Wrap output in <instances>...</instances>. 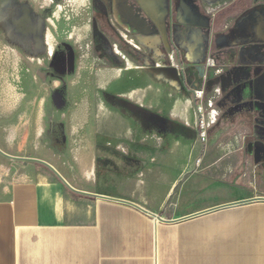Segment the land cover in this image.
<instances>
[{"label":"crops","instance_id":"crops-1","mask_svg":"<svg viewBox=\"0 0 264 264\" xmlns=\"http://www.w3.org/2000/svg\"><path fill=\"white\" fill-rule=\"evenodd\" d=\"M136 1L153 17L150 22L126 0H121L119 14L122 23L132 26L138 38L151 43V57L155 61L145 65L130 57L128 50L121 54L124 50L120 48L123 65L104 63L99 67L97 109L47 110V98L42 103L39 95H29V85L33 83L30 69L29 75L22 78L23 88L28 92L12 93L13 99L21 101L19 107H10L9 88L8 96L2 94L0 149L26 159L10 158L0 152V264H241V254L234 256L232 252L233 228H238L232 222L222 226L194 219L197 217L169 221L190 214L165 216L162 205L151 201L152 184L143 190L138 187L143 185L137 184L138 180L126 177L131 189L123 193L115 186L116 183L121 186L123 180L115 168L122 165L123 152L138 149L133 143L134 127L143 131L146 126L163 125L164 114L170 112L171 106L177 115L171 114L168 123L179 125L183 119L186 99L183 70L186 63L189 66L204 58L211 30L198 25L214 23L216 5L222 0H178L175 21L168 14V0ZM167 16H171V40L166 31ZM62 21L63 28L56 22L55 28H50L54 38L51 50L60 39L74 44L73 36H84L81 30L73 29L72 22ZM91 31L86 28L85 37H92ZM158 34L162 40L173 43L166 52L160 48ZM6 50L13 51L23 64L29 63L25 56L34 58L13 47L3 52ZM164 54H168L170 62L159 58ZM93 62L85 56V67ZM255 77L256 100L264 102V66ZM74 84L82 87L89 82L83 76H70L65 85L60 80L53 82V91L64 90V102L72 101ZM61 125L67 137L65 145L58 137ZM258 130L264 131L256 127L255 131ZM260 150H255V157L261 156ZM131 157L137 159L128 155ZM42 161L52 165L75 189L68 187ZM153 161L151 157L140 162ZM161 161L169 163V158L163 157ZM132 181L135 187L131 186ZM169 190L160 194L162 201ZM111 198L132 201L165 220H157L134 205ZM219 232L230 242L226 240L218 252Z\"/></svg>","mask_w":264,"mask_h":264},{"label":"rangeland","instance_id":"rangeland-1","mask_svg":"<svg viewBox=\"0 0 264 264\" xmlns=\"http://www.w3.org/2000/svg\"><path fill=\"white\" fill-rule=\"evenodd\" d=\"M66 1L62 3L63 11L60 10L54 20L60 28H63L65 22L62 21L61 16L67 12L73 18V29L81 30L80 33L85 35V29L91 28L90 23L94 14L91 0ZM228 2L229 0H222L216 5V19L214 23L211 21L215 30H225L237 14L245 7L253 5L252 0H244L234 12H228L224 10ZM255 6L256 8L253 7L251 12H247L248 14L241 15V31L234 33L231 44L228 43L232 33L217 31L216 39L220 45L208 42L204 58L190 64L203 65L207 69L203 86L204 96L201 100L195 98L194 87L187 82L183 70L186 99L180 124L168 123L171 114L177 115L176 109L171 106L170 112L164 114L166 118L163 119V125L146 126L143 131H137L134 127L133 143H136L138 149L132 153L131 150L126 149L131 154L124 151L122 165L120 168L115 165L116 173L121 172L123 178L121 186L116 183L117 189L121 188L123 193L131 189L127 186L130 181H126V177L138 180L137 184H143L138 187L143 190L152 184L154 195L151 201L153 204L160 203L163 214L169 217L191 214L190 211H200L232 201L264 196V131H255L256 127L264 129V102L256 100L257 78L255 77L264 66V63L256 64L261 58L264 60L263 56H259L264 46V0H259ZM256 12L263 14L262 23L253 20V14ZM166 19V31L171 40V16H167ZM206 26L207 24L203 28L209 29ZM49 27L55 28L54 21L49 22ZM239 27L237 26L238 29ZM53 39L48 32L47 40L51 43ZM72 40L75 46L79 47L80 55L79 67L74 68L75 74L69 76H83L89 82L82 87L74 84V100L64 102V93L54 92L51 83L39 78V69L32 62L33 59L28 58L30 62L23 64L11 50L10 52L0 50V98L2 94L8 96L9 88L10 107H19L21 101L13 99L12 93L21 95L28 92L23 88L22 78L29 75L30 69L29 76L33 79V83L29 85V95H39L42 103L43 99L47 98V110L67 107L80 110L97 109L99 98L96 78L100 65L108 63V60L98 58L100 54L98 37L73 36ZM121 42L124 52L120 53L125 54L126 41ZM86 55L94 61L90 67H85ZM129 55L133 59L143 61L145 65H152L155 61V58L147 59L140 53ZM159 58L167 59L165 62L171 61L168 54L159 55ZM210 58L216 61V64L210 66ZM117 65H123V62H117ZM187 66L188 63L185 64V69ZM63 68L61 64L58 69L63 72ZM234 71H241V75L235 76ZM154 96H156L155 92ZM198 104L203 105V117L208 123L205 138L200 126L203 117L198 112ZM60 127L58 137L61 144L65 145L67 137L63 133V126ZM127 131L130 135L129 129ZM123 141H125L124 137ZM255 149L262 152L261 156L255 157ZM128 155H133L137 159L128 158ZM146 157H153L154 163H141L140 161L147 159ZM163 157L169 158V163L163 164L161 161ZM134 161L139 162L134 163ZM131 183V186L135 187V181ZM168 188H170L169 194L162 201L163 196L160 194H165ZM149 194L152 195L151 192ZM194 219L202 222L211 221L222 226L232 222L238 226L237 229L233 228L235 230L233 233L239 247L241 242V264H264V254L252 255L251 249L252 245H263L264 242V201L221 209ZM226 240L230 242V239L224 238L219 232L218 252ZM243 241L246 244L242 243Z\"/></svg>","mask_w":264,"mask_h":264},{"label":"flooded vegetation","instance_id":"flooded-vegetation-1","mask_svg":"<svg viewBox=\"0 0 264 264\" xmlns=\"http://www.w3.org/2000/svg\"><path fill=\"white\" fill-rule=\"evenodd\" d=\"M126 1L133 8L140 9L142 15L149 18V22L153 19L147 10L142 5L140 6L136 0ZM243 1L244 0H229L224 10L234 12L237 6L241 5ZM66 2V0H0V50L3 51L8 47H13L23 54L33 55L34 58L29 56L25 57L27 59H33L32 62L37 65L39 69V78L51 84L56 80H60L61 84L65 85L67 79L70 77L69 75L75 74L74 68L77 69L79 67L78 58L80 51L79 47L75 46V43L70 44L69 42H65L64 39H60L59 42L56 44L54 43V47L51 50V43L47 40V34L51 28H48V24L51 20L54 21V23L56 22L54 19L58 14L57 11H63L62 3ZM252 2L253 5L245 7L242 12L237 14L225 30L214 31V27L210 21L208 27L211 30L209 42L211 44L214 42L220 45L216 39V33L218 31L222 33H232V37L228 43L231 44V42H233L232 38L234 33L241 31V15L251 12L253 7L256 8L255 4L259 2V0H252ZM120 3L121 0H91V4L94 8V14H92L90 23L91 32L93 34L91 38L98 37L100 39L99 43H97L100 48L98 58L106 59L108 63L117 65V62H121L119 52L120 48H122V40L126 41L124 48L131 54L140 53L141 56L147 59L150 58L151 52L153 51L151 43L147 39L138 38L132 26L122 23L119 14ZM168 3V14L170 13L175 21L178 15L179 1L168 0ZM164 14L163 12V17ZM253 15V20L258 22L262 20L261 17L263 14L256 12ZM61 19H70L69 21L73 22L72 16H70V14L68 15L67 12L61 16ZM237 26H240L239 29ZM160 40V48L165 52L169 46H173V43L169 40L167 42L162 40L161 35ZM260 52L261 54L258 52L260 54L259 56L264 57V46L261 48ZM214 63L216 64V61H214ZM256 63H264V60L261 58ZM61 64L64 66L63 72L58 69ZM189 66H187L185 70H188ZM233 73L235 76L241 75V71H234ZM185 76L187 82L191 80V85L197 82V79L195 80L194 78L195 76H190V74H186ZM193 78L194 80H192ZM63 92L64 90H60L56 93L63 94ZM255 145L257 146L258 144ZM260 146L262 147V145Z\"/></svg>","mask_w":264,"mask_h":264},{"label":"water","instance_id":"water-1","mask_svg":"<svg viewBox=\"0 0 264 264\" xmlns=\"http://www.w3.org/2000/svg\"><path fill=\"white\" fill-rule=\"evenodd\" d=\"M192 25H194V24H186L187 27L188 26L192 27ZM198 26L203 28L204 25L201 24V25H198ZM206 27H209V23L207 24ZM206 70H207L206 67L203 66V65H192V66H189L188 70H184V75L190 74V76L191 75L195 76L196 79H197V82L193 83V87L201 88V87H203L205 85ZM190 82H191V80H190ZM0 152L2 154H4V155L10 157V158L26 159V158L15 157V156H12L10 154H7V153L3 152L1 149H0ZM42 162L45 163L47 166H49L65 182V184L68 187H70L71 189H75L63 178V176L52 165H50L49 163L44 162V161H42ZM102 197H106V196H102ZM106 198H110V197H106ZM111 199H115V198H111ZM115 200L134 205V206L140 208L141 210H143L144 212L157 217L159 220H165L162 216H160L158 214H155V213H152L149 210L144 209L143 207H141L140 205H138V204H136V203H134L132 201L124 200V199H115ZM254 201H264V196H256V197H252V198H248V199H242V200L232 201V202H229V203L220 204V205H217V206H214V207H210V208H207V209L192 213V214L187 215V216H185L183 218H180L178 220H169V221H179V220H185V219H189V218H193V217H198V216L206 215V214H209V213L221 210V209L231 208V207L239 206L241 204H246V203H250V202H254Z\"/></svg>","mask_w":264,"mask_h":264},{"label":"built area","instance_id":"built-area-1","mask_svg":"<svg viewBox=\"0 0 264 264\" xmlns=\"http://www.w3.org/2000/svg\"><path fill=\"white\" fill-rule=\"evenodd\" d=\"M209 64L210 65H214L215 64L214 61L211 58L209 59ZM193 94H194V96H195V98L197 100H201L203 98V96H204V88L203 87H201V88L194 87L193 88ZM197 107H198V112L203 117L204 116V107H203V105L202 104H198ZM207 125H208V123L205 121V119L203 117L200 120V126L202 128V135H203L204 138L206 137Z\"/></svg>","mask_w":264,"mask_h":264},{"label":"bare ground","instance_id":"bare-ground-1","mask_svg":"<svg viewBox=\"0 0 264 264\" xmlns=\"http://www.w3.org/2000/svg\"><path fill=\"white\" fill-rule=\"evenodd\" d=\"M156 12H159L158 10ZM158 220V218H156ZM256 230V229H255ZM258 232V231H255V233ZM224 245V244H223ZM252 255H255V254H261L262 255L264 254V242H263V245L261 244H258V245H252ZM224 252H226L227 250L223 249ZM222 252V251H221ZM232 252L234 253V256H238L237 254H241L240 252V247L237 243V241L234 240V245H233V249H232ZM232 253V254H233ZM221 254V253H220ZM225 255V253H224ZM240 256V255H239ZM227 257V256H226ZM234 258V257H233ZM236 258V257H235ZM224 259V258H223ZM253 259V258H252ZM264 259V257H263ZM227 260V259H226ZM227 262V261H226ZM225 262V263H226ZM235 262V261H234ZM239 263V262H238ZM238 263H235V264H238Z\"/></svg>","mask_w":264,"mask_h":264}]
</instances>
